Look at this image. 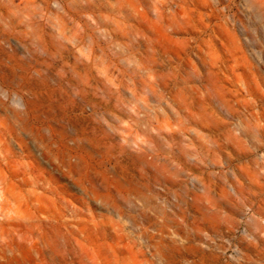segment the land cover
I'll use <instances>...</instances> for the list:
<instances>
[{
    "label": "rangeland",
    "instance_id": "1",
    "mask_svg": "<svg viewBox=\"0 0 264 264\" xmlns=\"http://www.w3.org/2000/svg\"><path fill=\"white\" fill-rule=\"evenodd\" d=\"M0 264H264V0H0Z\"/></svg>",
    "mask_w": 264,
    "mask_h": 264
}]
</instances>
